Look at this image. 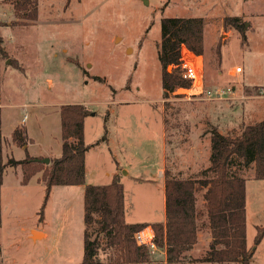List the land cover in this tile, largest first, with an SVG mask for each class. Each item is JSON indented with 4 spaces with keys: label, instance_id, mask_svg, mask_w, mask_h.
I'll list each match as a JSON object with an SVG mask.
<instances>
[{
    "label": "rangeland",
    "instance_id": "rangeland-1",
    "mask_svg": "<svg viewBox=\"0 0 264 264\" xmlns=\"http://www.w3.org/2000/svg\"><path fill=\"white\" fill-rule=\"evenodd\" d=\"M171 16L205 18L206 85L232 86L230 97L208 99L183 88L164 97L158 46L162 19ZM228 16L243 27L226 26ZM0 48L4 161L23 119L31 150L60 156V107L84 104L91 111L84 125L86 184H108L116 172L127 222L164 223L166 171L206 177L217 121L222 133L239 135L264 118V0H39L38 20L28 22L10 0H0ZM237 66L243 71L236 73ZM24 154L14 149L15 158ZM16 168L6 167L1 190L0 264H80L85 185H56L46 198L41 172L23 184ZM238 173L247 179V245L256 246L250 264H264V238L255 245L264 226V179L254 177L253 164ZM203 192L197 206L205 210ZM211 240L202 228L185 261L205 255ZM163 251L142 264H169Z\"/></svg>",
    "mask_w": 264,
    "mask_h": 264
},
{
    "label": "trees",
    "instance_id": "trees-1",
    "mask_svg": "<svg viewBox=\"0 0 264 264\" xmlns=\"http://www.w3.org/2000/svg\"><path fill=\"white\" fill-rule=\"evenodd\" d=\"M10 1L18 17L26 22L38 20L39 0ZM225 25L243 27L238 16L226 17ZM204 28L205 18L201 16L162 19L158 56L162 66L164 97L171 91L191 86L190 79L183 75L181 49L186 45L197 55H202ZM220 50L221 45H218L219 54ZM169 65L173 66L172 70L168 69ZM98 79L103 80L100 76ZM90 112L81 103L61 105L62 153L51 158L50 163L43 162V156L31 155L27 147L23 159L10 156L4 161L0 107V222L1 188L7 166H21L23 184L41 172L39 180L46 185V198L55 185L86 183L85 159L90 145L85 142L84 125ZM12 138L17 145L27 146V129L17 126ZM101 140L108 141L107 133ZM252 164L254 177L264 179V118L245 125L239 135L225 134L218 127H213L210 165L204 171L206 177L179 178L166 171L164 223L126 221L124 185L118 174L108 184H86L84 256L80 264L148 262L152 257L151 249L137 244L135 240V233L147 225L154 227L157 243L166 250L169 264H250L256 246L249 248L247 245V179L238 171ZM200 191H204L205 210L197 206ZM204 215L206 219L199 222ZM204 227L210 230L212 238L208 251L200 258L185 261L187 252L197 243L198 233ZM263 238L264 226H258L255 245ZM101 250L107 254L106 259L101 258Z\"/></svg>",
    "mask_w": 264,
    "mask_h": 264
},
{
    "label": "built area",
    "instance_id": "built-area-1",
    "mask_svg": "<svg viewBox=\"0 0 264 264\" xmlns=\"http://www.w3.org/2000/svg\"><path fill=\"white\" fill-rule=\"evenodd\" d=\"M181 67L184 77L190 79L191 86L186 89L188 94L195 96H204L208 99H224L234 93L232 86H213L208 87L205 81L204 63L200 55L190 50L186 45L181 49ZM243 71L241 66L235 68L236 73ZM180 89V88H179ZM137 244L146 246L154 252L160 248L157 243L156 231L152 225H147L135 233Z\"/></svg>",
    "mask_w": 264,
    "mask_h": 264
},
{
    "label": "crops",
    "instance_id": "crops-1",
    "mask_svg": "<svg viewBox=\"0 0 264 264\" xmlns=\"http://www.w3.org/2000/svg\"><path fill=\"white\" fill-rule=\"evenodd\" d=\"M263 87V86H262ZM264 90V89H263ZM1 109H2V107H1ZM23 121H24V119L22 120V122H20L19 124H17V126H20V125H25L26 126V129H27V133H28V137H29V139H28V144H27V146L25 145V146H23V147H21V146H18V145H13L12 147H10V154L13 156L14 155V149L15 148H17V147H20V148H23L24 150H25V148L27 147V149H28V151H29V153L31 154V155H33V156H35V157H38V156H43L42 154H44V155H49L50 154V152H51V150H39V151H32L31 150V148H32V145H33V138L29 135V130H28V128H27V125L25 124V122L23 123ZM2 123H3V121H2ZM216 124H217V126L219 127V129H223L222 128V126L223 125H221V122H219V121H217L216 122ZM17 126H15L14 128H13V130H12V133H13V131H14V129L17 127ZM222 131V130H221ZM12 136V135H11ZM11 136H10V138H11ZM61 138H62V136H61ZM4 148H5V144H4V141H3V154H4ZM26 156V153L24 154V156H20V158L19 159H23L24 157ZM15 157V156H14ZM55 157H57V156H55ZM19 167H21V166H17V168L16 169H18ZM85 167H86V159H85ZM21 170H22V168H21ZM164 170V169H163ZM116 174V172H114V174H113V176ZM39 175H38V180H39ZM86 178H87V169H86ZM113 178V177H112ZM32 179V178H31ZM40 181V180H39ZM3 182H4V179H3ZM3 185V184H2ZM82 185H85L86 186V183L85 184H80V186H82ZM56 186V185H55ZM54 187V186H53ZM52 187V188H53ZM1 190H2V188H1ZM84 195H85V193H84ZM166 220V219H165ZM165 220H164V222H165ZM149 223V222H148ZM33 230V229H32ZM37 230L39 231V232H41L42 233V237H45L46 235H47V233H46V231L45 230H43V229H38L37 228ZM164 254H165V256H164V262L166 263L167 261H166V250L164 249Z\"/></svg>",
    "mask_w": 264,
    "mask_h": 264
},
{
    "label": "water",
    "instance_id": "water-1",
    "mask_svg": "<svg viewBox=\"0 0 264 264\" xmlns=\"http://www.w3.org/2000/svg\"><path fill=\"white\" fill-rule=\"evenodd\" d=\"M42 160H43V162H45V163H49V162L51 161V159H50L49 157H44ZM35 233H37V232L34 231V234H35Z\"/></svg>",
    "mask_w": 264,
    "mask_h": 264
}]
</instances>
